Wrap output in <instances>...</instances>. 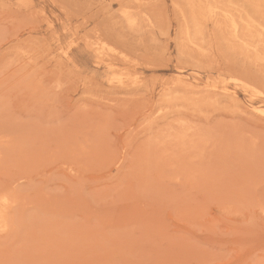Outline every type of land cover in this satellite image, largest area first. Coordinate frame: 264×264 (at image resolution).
I'll list each match as a JSON object with an SVG mask.
<instances>
[{
  "label": "rangeland",
  "instance_id": "obj_1",
  "mask_svg": "<svg viewBox=\"0 0 264 264\" xmlns=\"http://www.w3.org/2000/svg\"><path fill=\"white\" fill-rule=\"evenodd\" d=\"M0 264H264V0H0Z\"/></svg>",
  "mask_w": 264,
  "mask_h": 264
},
{
  "label": "bare ground",
  "instance_id": "obj_2",
  "mask_svg": "<svg viewBox=\"0 0 264 264\" xmlns=\"http://www.w3.org/2000/svg\"><path fill=\"white\" fill-rule=\"evenodd\" d=\"M199 1V0H198ZM195 6V5H194ZM128 14V13H127ZM192 14V13H191ZM193 16V15H192ZM195 16V15H194ZM193 16V17H194ZM195 19H197V18H195ZM133 21H135V20H133ZM131 24H133V22L131 23ZM197 26V25H196ZM105 46H106V44H105ZM97 47H99V44H97ZM103 49H104V46L102 47ZM107 48V47H106ZM98 49V48H97ZM103 49H101V50H103ZM100 50V49H99ZM105 50V52H108V50H106V49H104ZM103 52V51H102ZM64 53V52H63ZM106 54V53H105ZM108 54V53H107ZM104 55V54H103ZM102 59V58H101ZM7 198V197H6Z\"/></svg>",
  "mask_w": 264,
  "mask_h": 264
}]
</instances>
